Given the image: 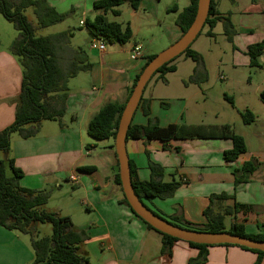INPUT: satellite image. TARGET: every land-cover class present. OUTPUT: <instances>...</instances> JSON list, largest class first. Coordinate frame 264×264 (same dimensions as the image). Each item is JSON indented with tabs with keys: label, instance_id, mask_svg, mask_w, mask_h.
I'll return each instance as SVG.
<instances>
[{
	"label": "crops",
	"instance_id": "1",
	"mask_svg": "<svg viewBox=\"0 0 264 264\" xmlns=\"http://www.w3.org/2000/svg\"><path fill=\"white\" fill-rule=\"evenodd\" d=\"M46 1L58 13L66 15V20L76 19L77 28H85L86 20L91 21L98 13L92 6L97 0ZM212 2L220 15H229L235 34L232 42L226 41L222 24L217 22L211 30L213 37L206 35L208 27L205 26L193 41L192 44L197 42L193 50L203 57L208 75L205 83L192 85L196 86L193 95H201L204 86H208L214 77V80H228L223 93L225 99L233 102V96L238 93L246 101H253L252 104L247 102L244 109L255 116L250 125L243 124L240 115L239 124H229L232 131L244 139L246 153L236 162H226L223 153L232 147L229 140L192 139L166 143L127 140V156L134 170L131 180L149 181L148 163L158 164L164 169L165 182L173 180L178 183L169 198L144 199L145 204L160 216L166 219L173 215L181 216L189 223L201 225L206 223L205 209L210 207L217 213L235 202L250 206V210L239 212L235 217L226 216L225 226L238 223L248 234L264 233V103L259 97L264 90V49L258 57L260 68L256 69L260 79L253 82L249 76L242 78L241 73L249 68V58L245 54L247 48L264 43V0ZM121 6L118 8L119 16H113L120 20H109L107 16H112L110 13L105 18L123 27L128 25L132 36L123 44H106L105 50L100 52L89 49L88 44L94 37L86 30L84 44L92 67L80 73L85 76L83 83L76 81L77 76L75 80H69L62 126L57 121H42L35 137L21 139L12 134L10 149L5 155L0 153V158L13 159L15 167L23 173L20 179L22 187L34 191L51 188L47 191H58L60 196L63 194L59 206L45 211L68 217L72 229L85 235L77 246V252L87 260V264H189V260L197 256L198 249L178 241L172 244L169 254L161 252V236L149 230L123 202L122 190L115 183L118 169L112 141L95 140L87 134V125L100 108L107 103L122 104L126 101L127 91L146 58L180 38L181 30L175 20L187 7L179 6V0H142L135 9L127 2ZM123 13L127 18L122 17ZM3 26L0 22V29ZM71 29L73 34H78L74 27ZM10 37L3 43L0 41V131L14 120L21 83L20 66L9 52L15 35ZM134 46L141 48L142 56L133 60L130 55ZM225 49L228 51L226 58L221 55V52L225 54ZM208 56L216 60L210 69L206 66ZM183 60L190 59L183 56ZM173 64L176 69L169 73L179 68V63ZM193 67L192 62L190 74ZM222 67L230 72V76L224 74ZM169 73L158 74L149 81L130 124L145 126L151 118L161 127L215 125V122L201 124L206 122L198 117L189 120L186 99L160 96L163 88L169 87L166 77ZM72 81L75 82L73 86ZM179 81L185 89L188 88L182 79ZM252 159L259 163L256 171L248 182L234 187L232 170ZM87 167L92 169H84ZM69 177H74L75 181H69ZM47 193L51 197V192ZM222 195L233 197V200L215 198ZM256 259L253 252L235 246L216 245L207 248L206 261L202 264H254ZM32 261L30 239L0 226V264H30ZM259 264H264V257Z\"/></svg>",
	"mask_w": 264,
	"mask_h": 264
},
{
	"label": "trees",
	"instance_id": "2",
	"mask_svg": "<svg viewBox=\"0 0 264 264\" xmlns=\"http://www.w3.org/2000/svg\"><path fill=\"white\" fill-rule=\"evenodd\" d=\"M141 1L97 0L93 2V10L98 13L91 21L86 20L85 28L87 32L92 37L103 40L106 44L128 42L132 36L130 27L128 25L123 27L117 22L107 21L105 15L110 13L112 16H119L118 8L124 2L135 9ZM196 5L197 0H190L189 5L178 14L175 23L180 28L181 35L191 24L196 12ZM29 8L32 9L36 23L30 21L25 14ZM0 15L16 31L9 52L16 58L21 69L20 91L15 106L14 120L9 126L0 131V153L5 155L10 149L12 134H17L21 139L35 137L39 132L42 121H57L62 126L61 118L64 116L66 109L68 82L81 72L89 71L92 64L83 47L74 48L70 45L71 38L74 35L72 29L44 36L36 35L39 30L63 22L66 18V15L58 13L46 0H0ZM217 22L222 24V32L226 41L232 42L235 30L229 15H220L211 0L208 15L203 25V27H208L206 32L208 37H213L211 30ZM201 32L202 30L197 37ZM191 45L179 56L162 65L151 76L150 80L155 75L163 76L166 73L175 71L176 68L173 62L180 56H184L194 63L192 72L188 79L184 81V84L189 83L199 86L205 83L208 75L203 57L191 49ZM263 49L264 43L250 45L247 48L245 54L249 58V68H260L258 57L262 54ZM154 56L146 58L139 74ZM139 74L127 91V99ZM259 97L264 103V90L260 92ZM125 102L122 104L111 102L100 108L89 121L87 134L95 140L110 139L114 147V137ZM144 113L147 115L148 111L145 110ZM239 115L245 125H250L255 120V116L249 110L241 111ZM192 139L229 140L232 147L223 153L226 162H236L246 153L244 139L235 134L231 127L226 124L221 126L177 124L161 127L154 119L149 118L145 126L130 124L126 137V141L157 140L163 143L172 140ZM258 165L259 163L252 159L244 161L239 168L233 169L234 187L248 182ZM116 168L118 169V165H116ZM129 168L132 177L134 170L130 160ZM148 168L150 170L149 181L131 180L135 195L143 202L144 199H166L171 197L177 189L178 183L173 180L165 182L163 180L164 169L160 165L149 162ZM7 169L10 171V175H7ZM84 169L90 170L92 168L87 167ZM22 175V171L15 167L13 159L9 157L0 158V226L9 231L30 235V246L33 252V261L30 264H87V260L77 252V246L85 239V235L72 229L68 217H61L56 213L41 209L40 207L46 204L49 194L45 191H34L22 187L20 185ZM115 183L121 189L118 173L115 176ZM215 198L233 200V197L226 195ZM123 202L129 207L131 213L149 230L161 236L162 253L169 254L172 244L181 241L153 229L131 210L124 197ZM249 210L250 206L235 202L231 207H226L217 213L212 212L208 207L203 212L206 223L201 225L189 223L181 216L173 215L166 219L152 211L171 224L188 230L212 233L226 232L264 242V233L248 234L241 224L232 223L228 227L224 224L226 216L235 217L237 213L248 212ZM38 223H49L51 225L50 236L34 238ZM185 243L198 249L197 256L189 260V264H202L206 261L207 248L216 246ZM221 246H235L255 253L257 259L254 264H259L260 259L264 257L263 252L246 247L228 244H221Z\"/></svg>",
	"mask_w": 264,
	"mask_h": 264
},
{
	"label": "water",
	"instance_id": "3",
	"mask_svg": "<svg viewBox=\"0 0 264 264\" xmlns=\"http://www.w3.org/2000/svg\"><path fill=\"white\" fill-rule=\"evenodd\" d=\"M210 1L211 0H197L194 18L187 30L177 41L156 54L146 64L136 79L135 85L121 112L114 137V152L118 165V176L123 196L131 210L153 229L184 242L204 245H238L264 253V242L261 241L226 232L212 233L188 230L171 224L169 221L150 210L145 203L135 195L131 183L129 159L126 151V137L133 114L141 100L143 90L151 76L162 65L179 56L193 43L203 28L208 15Z\"/></svg>",
	"mask_w": 264,
	"mask_h": 264
},
{
	"label": "rangeland",
	"instance_id": "4",
	"mask_svg": "<svg viewBox=\"0 0 264 264\" xmlns=\"http://www.w3.org/2000/svg\"><path fill=\"white\" fill-rule=\"evenodd\" d=\"M172 1V0H169ZM190 3V0H179V6L186 7ZM170 6V5H169ZM122 7V6H121ZM171 13V12H170ZM26 16L27 18L32 21L33 23L35 22V18L32 13V9L29 8L26 10ZM171 15V14H170ZM109 20L113 19H118L120 18H115L113 16L108 15L107 16ZM123 18H127V14L123 13ZM122 19V18H121ZM66 20V19H65ZM60 22L53 24L47 28H44L42 30H39L36 35H48V34H54L60 31L65 30L66 28L69 27L71 29L72 27L75 28V31L78 32V34H74L73 37L71 38L70 45L74 48L77 47H83L88 56H90L89 51L86 48V45L84 44V38H85V28H77V20H66V21ZM0 22L4 25L2 29H0V41L3 43L4 40H9V37L11 35L16 36V31L14 30L13 26L8 23L6 20L3 19V17L0 15ZM71 26V27H70ZM81 32V33H80ZM11 38V37H10ZM197 43V42H196ZM196 43L191 45V49H194L196 47ZM166 49L165 47H163ZM160 52V51H159ZM159 52L155 53L158 54ZM221 55L226 58L228 57V51L225 49V54L221 52ZM216 60L212 58L211 56H208L206 59V66L208 69L211 68L212 64ZM173 63H179V68L176 72L174 73H169L166 75V77L169 79V87L168 88H163V92L160 93V96H180L184 99L187 100V106H186V111L188 112L187 118L190 120L191 117H198L200 119L205 120L206 123H201V124H211L215 122L217 126L220 124H230V125H237L240 123V118H239V112L243 111L245 109V104L248 103H253V101L250 99L246 101L245 99L241 98L240 94L235 93L233 96V102L231 103L229 100L225 99L223 97V93L225 91V86L228 83V80L225 81H219V80H214V77L211 78L210 82L207 84L208 86H204L205 89L203 90L201 95L194 96L193 93L195 91L196 86H192L194 84H184V81L188 79V76H190V69L192 66V62L190 60H183V56H180L177 58ZM222 70L226 76H230V72H228L225 68L222 67ZM216 71V69H214ZM241 72V71H240ZM242 78L250 77L253 82L257 81L260 79V76H258L256 69L253 68H248L244 69L242 72ZM84 74H78L76 81L79 83H83V76ZM238 75H240L238 73ZM156 76V75H155ZM153 79V78H152ZM183 81V84L185 86H188L187 89L182 86L181 82L179 80ZM75 80V78L73 79ZM75 82H71V86H73ZM233 106H232V105ZM200 112V113H199ZM199 113V114H198ZM54 125H57L55 122H52ZM2 154H0L1 156ZM7 175H10V171L7 169ZM69 187V186H68ZM47 190H52L51 188L47 189L45 188V191ZM51 192V197L48 199L47 203L40 207L41 209L48 210L51 209L52 207L59 206L62 203V200L64 198L63 194L60 196L58 194V191H47ZM53 192V193H52ZM51 234V225L49 223H38L36 226V232L34 235V238H42V237H47L50 236ZM21 237L24 239H30V235H25L21 234Z\"/></svg>",
	"mask_w": 264,
	"mask_h": 264
},
{
	"label": "built area",
	"instance_id": "5",
	"mask_svg": "<svg viewBox=\"0 0 264 264\" xmlns=\"http://www.w3.org/2000/svg\"><path fill=\"white\" fill-rule=\"evenodd\" d=\"M80 25H83V22H80ZM88 47L89 49L102 52L105 50L106 43L103 40L94 37L89 42ZM141 56H142L141 48L139 46H134L131 50V55H130L131 59L133 60L138 59ZM69 181L74 182L75 181L74 177H69Z\"/></svg>",
	"mask_w": 264,
	"mask_h": 264
}]
</instances>
